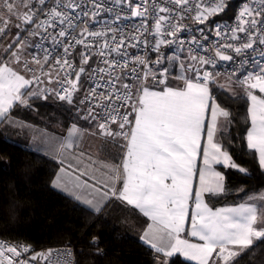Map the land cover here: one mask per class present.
Listing matches in <instances>:
<instances>
[{
	"label": "snow or ice",
	"instance_id": "1",
	"mask_svg": "<svg viewBox=\"0 0 264 264\" xmlns=\"http://www.w3.org/2000/svg\"><path fill=\"white\" fill-rule=\"evenodd\" d=\"M46 3L47 0H36L35 4L33 0H19V3L17 0H0V37L7 35L11 26L18 29L12 42L4 48L8 62H0V124L16 126L10 117L11 110L18 105L29 106V101L34 97L46 100L54 94L60 101L72 105V93L78 90L81 74L86 71L84 65L91 59L87 50L97 46L99 38L104 37V43L98 50L101 57L98 64L106 67L91 68L92 87L80 104H88L84 118L97 121L101 134L122 137L126 144L120 163L102 165L108 173L103 181L93 174L80 183V177L88 175L87 171L80 172L72 188L76 199H82V191L91 188L92 198L85 197L83 202L95 212L99 213L107 200L115 198L147 217L151 223L144 230L141 240L157 254V264H168L167 258L176 253L196 261V264H231L232 258L238 254L235 249H246L254 239L264 238V193L249 196L247 201L235 206L215 209L209 207L203 198L205 194L220 195L225 192L226 178L216 170L217 165L247 174V169L238 165L223 141L217 139V134L223 136L231 123V113L221 107L212 95L211 85L218 84L220 72L210 71L207 66L215 69L217 58L232 61L231 55L224 54L225 49L239 55L244 50L253 49L257 42L264 45V0H259L255 7L245 3L236 17L235 27L225 26L222 29L220 25L216 26L218 37L223 35L225 40L239 41V46L225 43L216 47L214 55H201L200 52L206 49L193 38L190 44L196 47H189L183 59L175 52L165 57L160 49L161 45L177 44L179 51L184 52L185 42L177 37L183 27L178 20L183 18L184 13L193 10L189 0H168V3L182 8L183 12L169 7L156 9L157 13L168 15L152 17L155 22L150 33L147 27L150 15L148 0H139L134 7L129 2L131 17H140L143 23L131 36H125L120 30L119 38L117 29L111 26L106 25V31H94L88 27L89 20L95 22L105 11L102 0H55L50 8L46 7ZM113 3L121 5L124 0H113ZM21 6L27 11L21 12ZM225 7L224 0H218L213 7L204 9L197 2L193 19L203 23L209 16L224 11ZM40 15L45 18L41 19ZM120 19L117 15L116 21ZM81 25L80 33L72 35ZM22 32H27L28 36H39L41 41L50 39L53 48H43L42 42L35 45L26 43L27 38L21 39ZM109 32L112 33L111 44L108 42ZM145 33L154 38L151 51L157 54L156 59L150 61L147 56L137 55L132 58L133 66L129 69L127 48L137 47L141 43L147 48V38L141 40ZM238 33L246 34V42L241 40ZM69 36L71 39H68ZM75 45H83L85 52L81 53V66L75 71L73 81L70 78L72 73L66 68L74 67L68 57ZM27 47L42 50L43 58L33 54L31 61H22ZM57 47L63 48L64 55L50 61ZM113 52L119 59L111 57ZM165 59L169 64L178 62L180 73L177 78L184 81V87L167 86L169 69L160 67ZM252 62L256 65L255 69L240 77H236L233 70L229 74L228 84H219V87L231 91V84L235 83L243 90L249 102L247 147L256 153L259 166L264 170V52L261 53V60L253 57ZM13 63L22 66L25 72L31 73V77L14 68ZM32 63L38 66L39 74L37 69L30 67ZM137 66L143 69L142 77ZM61 70H64L63 76ZM188 73H192V76ZM97 74H100L99 79H96ZM105 74L108 79H105ZM150 74L151 79L163 85L160 90H150L144 86L143 81ZM44 77L47 78V85L55 80L59 90L47 86L34 90L30 88L33 83L44 84ZM128 77L141 82L135 91L134 86L126 82L122 83L123 91L117 88V84ZM65 83L70 87H64ZM255 90L260 95L255 94ZM97 108L102 110L103 117L101 112L96 111ZM121 108L128 110L121 113ZM101 119L104 122H99ZM110 123L117 124V129L112 130ZM79 131L76 125H72L69 139L61 148L72 149V137ZM197 178L198 185L195 184ZM54 186L68 190L60 175L55 178ZM189 223L188 235L199 242L182 238ZM23 251H28V248L25 247ZM20 255L21 251L16 246L0 243V264H5V261L7 264H26L23 260L13 259ZM160 257L164 259L161 261ZM31 259L35 260L36 256Z\"/></svg>",
	"mask_w": 264,
	"mask_h": 264
},
{
	"label": "trees",
	"instance_id": "2",
	"mask_svg": "<svg viewBox=\"0 0 264 264\" xmlns=\"http://www.w3.org/2000/svg\"><path fill=\"white\" fill-rule=\"evenodd\" d=\"M211 89L218 104L231 113L220 140L247 174L219 166L226 178L225 192L207 194L206 200L212 207L239 204L264 190V170L247 147L249 102L238 87L231 92L214 84ZM28 108L18 105L13 112L75 113L69 104L51 96L32 98ZM59 169L56 159L29 148L0 124V237L26 242L35 251L71 247L77 264H157V254L140 237L144 223L127 205L112 200L95 212L54 186ZM168 264L195 263L175 256ZM231 264H264V238L241 250Z\"/></svg>",
	"mask_w": 264,
	"mask_h": 264
},
{
	"label": "built area",
	"instance_id": "3",
	"mask_svg": "<svg viewBox=\"0 0 264 264\" xmlns=\"http://www.w3.org/2000/svg\"><path fill=\"white\" fill-rule=\"evenodd\" d=\"M55 0H47L46 7H51ZM129 2L135 6L139 0H124V3L121 5H116L113 3V0H102V3L104 5L105 11H103L95 20V22H92L89 20L88 27L90 30L94 31H106V25L111 26L112 28L117 29L116 35L117 38H119L120 30H123L125 36H131L136 34L135 29L140 27L143 23L142 19L140 17H131V9L129 8L128 4ZM199 3L201 8H211L215 5L218 0H189V3L192 5V11L188 13H184L183 18L178 20V23L182 25V29L180 32L177 33V37L179 39L184 40V52L181 53L177 47V44L172 45H161V53L164 54L165 57L173 54L174 52L179 55L182 59L187 53V50L189 47L195 48V44H190V42L195 38V40L200 44L203 45L206 51H201V55H208L212 54L214 55L216 47L223 45L225 43H232L235 46H239V41H231V40H225L224 36H217L216 35V26L220 25L223 29L225 26L228 28H232L236 26V17L243 7L245 3H249L251 6L255 7L259 4V0H255V3H253V0H224L225 2V9L224 11L214 15L209 16L207 20H205L203 23H200L199 21L193 19V17L196 15L195 5L196 3ZM36 3V0H33V4ZM148 7L150 15L147 18V27L149 30V33L152 30V26L154 24V19L152 17L159 15H168L167 13H157L155 11L159 7H169L172 9H176L179 12H183L182 8H177V6L174 3H168V0H148ZM108 9H112V11H108ZM142 10V9H141ZM27 11V9L25 10ZM119 15L121 19L119 21H116V16ZM41 19H44L45 17L43 15H40ZM176 22V21H174ZM31 27V26H30ZM83 25H81L80 28H77L75 33H72V35H78L81 31V28ZM203 30V31H201ZM42 31V30H41ZM51 31V29H50ZM149 33H145L144 36H141V40L145 39V37L148 40V47L146 48L143 43H141L137 47H128V57H129V65L128 68L131 69L132 65V58L135 56H147V58L150 61H154L156 59V53L151 51V45L154 44V38ZM231 33H229L230 35ZM111 35L112 33H108V42L111 44ZM238 35L241 37V40L246 42L247 37L245 33H238ZM26 39V43L35 45L37 43H43V48L45 49H52L53 45L48 40L41 41V37L39 36H28L27 32L21 33V39ZM68 39H71V36H69ZM168 39H172L171 37H168ZM105 38L100 37L98 41L97 46H93L90 49L87 50L88 53L91 54V59L89 60L87 65H84L86 71L85 73L81 74L80 80L78 82V90L73 91V104L70 105L71 108L77 113L80 118L89 121L92 124H95L98 127V122L93 121L90 119H85L84 116L88 109V104L81 105L80 100L84 99L85 94L88 92V90L92 87V73L91 68L93 67H106L104 64H98V61L101 59V57L98 55L99 46H102L104 43ZM67 43V40L64 41ZM85 52L83 45H75L73 49H71V55L68 57V59L73 62L74 67L71 69L66 68V71L71 72V79L75 80V71H78L81 66V53ZM264 52V45H259L257 42L254 44L253 49H247L244 50L241 54L237 55L233 50L231 49H225L224 54L231 55L233 57L232 61H222L218 58L216 59V65L217 67L215 69H212L211 66H207L210 71H219L220 76L217 78L218 84L223 83L224 81L228 82L229 74L235 70L236 77H240L242 74H246L248 71H251L255 69L256 65L252 62V58L255 57L257 60H261V53ZM38 54L39 57L43 58V51L37 50L35 47H27L21 57V60L27 59L31 61L32 55ZM63 48L57 47L56 50L53 52V56L50 58V61H54L56 56L63 57ZM111 57H115L116 59H119V56L113 52L111 54ZM110 57V58H111ZM24 72L22 66H19ZM30 67L37 69V74H39L38 66H36L34 63L30 64ZM160 67H167L169 69V73L167 76L166 83H168L171 79L183 82V80L178 79L180 69L178 62L169 64L167 59L164 60L163 64ZM47 65L45 66V71H47ZM137 71L139 75L143 76V69L140 66H137ZM26 75L30 78L31 73L25 72ZM117 73L119 74V69H117ZM64 75V70H61V76ZM99 75L97 74L96 79H99ZM189 76H192V73H188ZM53 76H55V73H53ZM45 80L44 84L37 85L36 83H33L32 86L44 88V87H51L56 88L59 90V85L55 83V80L51 85L46 84L47 78H43ZM105 79H108L107 75L105 74ZM128 83L130 85H133V91H135V87L138 86L141 82L135 80L133 77H128L126 80H122L121 83L117 84V88H119L121 91H123L122 83ZM153 83L156 85H160L153 79H151V74L149 75V78L145 81H143L144 86H147L148 83ZM234 87H238L235 83H232ZM64 87H70L67 83L63 85ZM242 90V89H241ZM99 91V90H98ZM243 91V90H242ZM58 101H60L54 94L49 95ZM115 99V98H114ZM65 102V101H61ZM67 103V102H65ZM117 104H119V101H116ZM68 104V103H67ZM128 109L121 108V113H124ZM96 111L101 112V117L104 116V113L101 109L97 108ZM129 119H132V117H129ZM99 122H104L103 119H101ZM110 128L112 130L117 129V124H111ZM106 137H110L107 135H104ZM113 138V137H110ZM119 141H122L123 145L126 144V141L122 137L115 138ZM0 243L8 245V246H16L20 251L21 255L20 257H13V259L16 260H23L26 262V264H77V257L74 249L71 247H51V248H44L38 251H35L31 245H29L26 242L23 241H15L8 238L0 237ZM27 247L28 251H23V249ZM238 252V251H237ZM70 253V255H67ZM43 254V255H38ZM36 256L35 260H32L31 257Z\"/></svg>",
	"mask_w": 264,
	"mask_h": 264
},
{
	"label": "crops",
	"instance_id": "4",
	"mask_svg": "<svg viewBox=\"0 0 264 264\" xmlns=\"http://www.w3.org/2000/svg\"><path fill=\"white\" fill-rule=\"evenodd\" d=\"M0 62H8L7 57L4 58V56H2V58H0ZM12 66L16 68L18 71H20L22 74L26 75V73L16 64L13 63ZM26 77L28 76L26 75ZM167 86L173 88H182L184 87V83L171 79L167 83ZM146 87H149L150 90H160L163 87V85H156L150 82L147 84ZM30 88L34 90L37 87L30 85ZM255 94L260 95L258 90H255ZM22 107L25 110L29 109L28 106L22 105ZM13 109L11 110L10 117L15 122L16 126L4 125V127L8 131H12L13 133H15L16 137L19 138V141L25 143V145L28 146L29 148L41 152L47 156H50L59 162L60 169L57 175H60L63 178V180L66 182L68 190H65V188L63 187L58 189L71 195L75 199L76 196L73 194L72 188L73 185L77 183V177L80 176L81 171H87L88 175L81 176L79 181L80 183H82L83 180L88 179V177L93 174H95L97 179L103 181L108 173H107V169L103 168L102 165L103 164L114 165L121 162L123 153L120 156L117 149L118 148L117 144L120 141L115 138L104 136L99 132V129L95 124H92L89 121L80 118V116L74 112L71 113L68 112L64 115L63 114L56 115L53 120H50L49 122H45L40 118H37L34 114H25V110L24 113L21 112L20 114H16L13 112ZM56 123H60L61 125L57 126ZM72 125H76L77 128L80 130L78 134L72 137L74 146L72 149H67V148L62 149L61 145L65 144L66 141L69 139L68 133ZM227 129H228V125L225 130ZM217 139L220 140L219 133L217 134ZM203 143L204 141H202V146ZM81 153H83L82 156ZM197 163L198 166H200V161H198ZM69 165H71V167ZM219 166L221 165L216 166V170L224 174V172L219 168ZM77 169H79V171H77ZM57 175L55 176V178L57 177ZM89 183H92V181L89 180ZM195 184L198 185V178L195 181ZM92 191L93 189L91 188L87 190H83L82 199L80 200L77 199V200L91 208V206L83 202V198L86 197L88 199H91L92 196L90 194L92 193ZM77 194H81V193H77ZM206 196L207 194H205L203 197L204 201L208 204L209 207L213 209L219 207H225V206L238 205V204H228V205H221L218 207H212L207 202ZM112 200H117V199L112 198L110 200H107L104 203L102 209H104V207ZM127 207L131 209V212L138 217L139 221L142 224L144 223V227L140 230V237H141L143 235L144 230L147 228V225L151 223V221L148 220L147 217H144L143 214L140 213L134 207L128 205ZM144 218H146L145 222H144ZM189 231H190V223L186 225L185 232L182 233V238L189 239L193 243L199 242L197 238L188 235ZM258 240L260 239H254L253 243H256ZM235 250L238 252L241 251V249H235ZM175 256H181L183 259L196 264V261L189 260L180 253H176L172 257L167 258L168 262L170 259H172ZM162 259L164 258L162 257Z\"/></svg>",
	"mask_w": 264,
	"mask_h": 264
},
{
	"label": "rangeland",
	"instance_id": "5",
	"mask_svg": "<svg viewBox=\"0 0 264 264\" xmlns=\"http://www.w3.org/2000/svg\"><path fill=\"white\" fill-rule=\"evenodd\" d=\"M17 2L19 3V0H17ZM21 12L25 11L26 8L22 7L20 8ZM18 31V29L15 27V26H11L10 27V31L8 32L7 35H4L2 37H0V58H2V56H4V58L6 57L4 55V48L6 47V45L10 42H12L14 36H15V33ZM219 84H225L227 85L228 82L227 81H224L223 83H219ZM218 84V85H219ZM234 86L231 84V92L234 91ZM32 114H34L37 118H40L41 120L45 121V122H49L50 120H53L54 117L56 115H58V113H53V112H49L47 114H45L44 112L42 111H34ZM57 126H60L61 124L60 123H56ZM117 149H118V152L120 154V156L122 155L123 151H124V145L122 143V141L118 142L117 144ZM260 193H264V190ZM260 193L258 194H255V195H259ZM240 252V251H239ZM238 252V253H239ZM234 258V257H233ZM232 258V259H233Z\"/></svg>",
	"mask_w": 264,
	"mask_h": 264
},
{
	"label": "water",
	"instance_id": "6",
	"mask_svg": "<svg viewBox=\"0 0 264 264\" xmlns=\"http://www.w3.org/2000/svg\"><path fill=\"white\" fill-rule=\"evenodd\" d=\"M5 264H7V262L5 261Z\"/></svg>",
	"mask_w": 264,
	"mask_h": 264
}]
</instances>
